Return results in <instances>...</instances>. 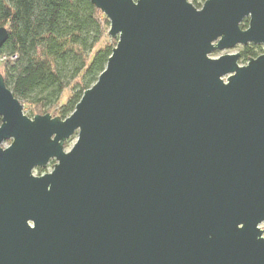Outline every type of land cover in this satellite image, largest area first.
<instances>
[{"label":"water","instance_id":"water-1","mask_svg":"<svg viewBox=\"0 0 264 264\" xmlns=\"http://www.w3.org/2000/svg\"><path fill=\"white\" fill-rule=\"evenodd\" d=\"M88 1L117 43L67 119L0 74V264H264V55L210 58L264 0Z\"/></svg>","mask_w":264,"mask_h":264},{"label":"trees","instance_id":"trees-1","mask_svg":"<svg viewBox=\"0 0 264 264\" xmlns=\"http://www.w3.org/2000/svg\"><path fill=\"white\" fill-rule=\"evenodd\" d=\"M189 1L200 9L206 0ZM2 27L8 38L0 56L17 59L0 64V74L13 96L29 105L30 119L47 114L67 119L116 46L107 38L109 22L88 0H0ZM247 27L244 20L240 28ZM260 52L257 46L244 47L240 60L248 62Z\"/></svg>","mask_w":264,"mask_h":264},{"label":"rangeland","instance_id":"rangeland-1","mask_svg":"<svg viewBox=\"0 0 264 264\" xmlns=\"http://www.w3.org/2000/svg\"><path fill=\"white\" fill-rule=\"evenodd\" d=\"M188 2L190 3L189 0H188ZM202 5H203V4H202ZM202 5H201V7H202ZM200 9H201V8H200ZM198 10H199V9H198ZM108 29H109V28H108ZM107 38H108L109 40L116 41V43H117V39H111V38L108 36V32H107ZM248 46L251 47L252 45H248ZM248 46H246V47H248ZM255 47H256V46H255ZM257 47H260V48H261V52L259 53V56L264 55V46H257ZM243 48H244L243 46H236V47H235L234 49H232V50H228V51H216V52H214L213 54L210 55V58H211V59H217V58L222 57V56H225V55H235V54H240ZM247 63H248V62H242L240 59H239V61H238V65H239L240 67H244V66H246ZM64 96H65V95H64ZM65 98H66V96L64 97L63 100H65ZM20 103H21L22 106H23V113H24L26 116H28V115H29V112H30V107H29V105H28L27 103H25V102H22V101H20ZM60 105H61V103H60ZM50 116H51V115H50ZM75 141H76V136L72 137L67 143H65L66 146L64 145V148H65L64 151H65V152H69L70 149L72 148V146L75 144ZM10 143H11V141H7V142H5V143L2 145V147H3V148H6V147H8V146L10 145ZM55 165H56V162H55L54 160H52V161L49 162V164H48L44 169H35V170L33 171L32 174H33L35 177H40V176H43V175H45V174H49V173H51V172L53 171V168H54ZM259 228H260V230L263 231V237H264V223L261 224V225L259 226Z\"/></svg>","mask_w":264,"mask_h":264},{"label":"built area","instance_id":"built-area-1","mask_svg":"<svg viewBox=\"0 0 264 264\" xmlns=\"http://www.w3.org/2000/svg\"><path fill=\"white\" fill-rule=\"evenodd\" d=\"M17 59L16 56H0V64L13 63Z\"/></svg>","mask_w":264,"mask_h":264},{"label":"flooded vegetation","instance_id":"flooded-vegetation-1","mask_svg":"<svg viewBox=\"0 0 264 264\" xmlns=\"http://www.w3.org/2000/svg\"><path fill=\"white\" fill-rule=\"evenodd\" d=\"M240 55V54H239ZM240 59V58H239Z\"/></svg>","mask_w":264,"mask_h":264}]
</instances>
